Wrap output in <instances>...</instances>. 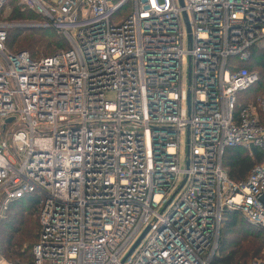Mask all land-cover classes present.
I'll return each mask as SVG.
<instances>
[{
	"label": "built area",
	"instance_id": "1",
	"mask_svg": "<svg viewBox=\"0 0 264 264\" xmlns=\"http://www.w3.org/2000/svg\"><path fill=\"white\" fill-rule=\"evenodd\" d=\"M18 1L68 43L10 53L0 20V220L38 195L28 264H211L225 211L264 229V94L238 108L259 75L232 62L264 50V0ZM237 146L262 155L240 182Z\"/></svg>",
	"mask_w": 264,
	"mask_h": 264
},
{
	"label": "trees",
	"instance_id": "2",
	"mask_svg": "<svg viewBox=\"0 0 264 264\" xmlns=\"http://www.w3.org/2000/svg\"><path fill=\"white\" fill-rule=\"evenodd\" d=\"M3 7L4 4L0 9V17ZM7 21L21 24L43 22L45 18L23 8L19 3L11 5ZM5 47L10 53L25 51L31 59L38 60L41 56H50L67 49L68 43L61 31L51 26L27 30L10 28ZM252 54L246 61L232 59L238 68L256 71L259 75L254 85L238 93V108L254 103L258 95L264 94V50L254 48ZM261 162L262 155L257 148L240 146L227 148L222 159L228 177L234 182L244 180L251 168ZM38 211V195L29 194L12 201L0 220V256L9 263L28 264L32 260V249L40 229ZM261 256L264 257V229L247 222L239 211H225L211 264H250L252 258Z\"/></svg>",
	"mask_w": 264,
	"mask_h": 264
},
{
	"label": "rangeland",
	"instance_id": "3",
	"mask_svg": "<svg viewBox=\"0 0 264 264\" xmlns=\"http://www.w3.org/2000/svg\"><path fill=\"white\" fill-rule=\"evenodd\" d=\"M10 1H12V0H10ZM10 1L8 0V1H6L4 3V7L2 8V11H1L0 20H3V21L6 20L7 21V17L9 16L10 11H11V5L19 4V1L18 0H13L12 2H10ZM41 23H42L41 21H38V22H36V21L30 22V24H41ZM21 24H25V23H21ZM18 121H19V118H17L12 124H9L7 131H9L10 129L20 128V126L15 127V125L18 123ZM254 260H264V257L263 256H261V257H254V258L251 259V262L254 261ZM0 264H11V263H9L2 256H0Z\"/></svg>",
	"mask_w": 264,
	"mask_h": 264
},
{
	"label": "water",
	"instance_id": "4",
	"mask_svg": "<svg viewBox=\"0 0 264 264\" xmlns=\"http://www.w3.org/2000/svg\"><path fill=\"white\" fill-rule=\"evenodd\" d=\"M5 0H1L2 4ZM180 3L182 4V0H180ZM1 4V5H2ZM39 27H43L40 24H30V23H25V24H15L12 26V28H18L21 30H27V29H32V28H39ZM13 120V117L7 118L5 120L6 123H9ZM147 232V228L144 230V232L140 235V237L136 240V242L133 244V246L131 247L129 253H131V251L136 247V245L139 243V241L143 238V236L145 235V233ZM128 253V254H129Z\"/></svg>",
	"mask_w": 264,
	"mask_h": 264
}]
</instances>
